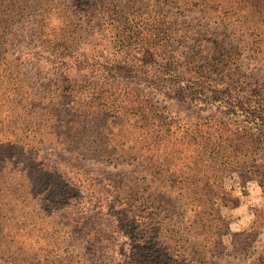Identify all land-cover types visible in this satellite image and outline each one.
<instances>
[{
    "label": "rangeland",
    "instance_id": "obj_1",
    "mask_svg": "<svg viewBox=\"0 0 264 264\" xmlns=\"http://www.w3.org/2000/svg\"><path fill=\"white\" fill-rule=\"evenodd\" d=\"M232 1L0 0V264H264V0Z\"/></svg>",
    "mask_w": 264,
    "mask_h": 264
},
{
    "label": "trees",
    "instance_id": "obj_2",
    "mask_svg": "<svg viewBox=\"0 0 264 264\" xmlns=\"http://www.w3.org/2000/svg\"><path fill=\"white\" fill-rule=\"evenodd\" d=\"M232 2H235V0H233ZM257 2H259V3H261L260 1H258L257 0ZM256 2H254V3H251L250 4V6H253L254 4H255ZM258 6H259V4L258 3H256ZM138 34V32L137 31H133V30H130L129 31V33H128V35L130 36V37H134V35H137ZM142 33L140 32L139 33V36L141 35ZM124 38V39H123ZM116 41H117V43L120 45V47L121 48H125V37H123V36H117V38H116ZM117 103V100L115 101H113V104H116ZM115 109H120L121 107L120 106H116V107H114ZM118 111H120V110H118ZM262 125H261V128H260V130H262L263 132H264V124L263 123H261Z\"/></svg>",
    "mask_w": 264,
    "mask_h": 264
}]
</instances>
